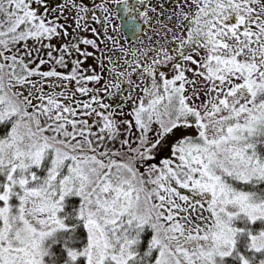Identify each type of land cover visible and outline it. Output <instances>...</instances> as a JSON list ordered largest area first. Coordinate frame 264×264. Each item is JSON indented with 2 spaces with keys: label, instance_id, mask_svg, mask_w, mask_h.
<instances>
[{
  "label": "snow or ice",
  "instance_id": "snow-or-ice-1",
  "mask_svg": "<svg viewBox=\"0 0 264 264\" xmlns=\"http://www.w3.org/2000/svg\"><path fill=\"white\" fill-rule=\"evenodd\" d=\"M0 264H264V0H0Z\"/></svg>",
  "mask_w": 264,
  "mask_h": 264
}]
</instances>
